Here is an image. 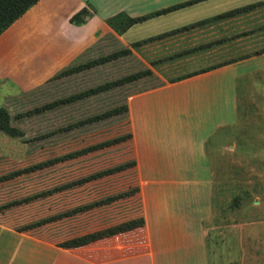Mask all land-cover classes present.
Returning <instances> with one entry per match:
<instances>
[{"label":"rangeland","instance_id":"obj_1","mask_svg":"<svg viewBox=\"0 0 264 264\" xmlns=\"http://www.w3.org/2000/svg\"><path fill=\"white\" fill-rule=\"evenodd\" d=\"M117 22L121 28L128 24L119 17L108 25L115 30ZM154 45L127 47L109 35L39 86L7 98L0 94V109L17 132L12 137L0 131V234L7 229L63 250L75 249L62 245L88 234L101 236L97 241L138 243L141 252L150 242L184 241L194 248L188 262L199 257L204 264H264V71L260 80L253 72L243 78L250 82L239 90L236 122L209 146L216 167L195 175L182 171L187 181L181 184L173 179L178 184L142 185L148 179L137 169L133 145L113 141L130 132L128 112L77 126L202 66L201 59L163 57ZM127 49V56L85 67ZM78 66L83 68L64 73ZM145 70L152 75L98 90ZM91 90L97 92L88 94ZM105 142L108 146L82 154ZM71 153L79 154L38 168ZM14 245L20 247L19 238L0 236V260L8 262ZM180 254L171 256L181 260Z\"/></svg>","mask_w":264,"mask_h":264},{"label":"crops","instance_id":"obj_2","mask_svg":"<svg viewBox=\"0 0 264 264\" xmlns=\"http://www.w3.org/2000/svg\"><path fill=\"white\" fill-rule=\"evenodd\" d=\"M114 17L142 21L113 30ZM109 35L127 47L155 44L166 58L201 59L196 74L127 102L137 169L148 179L142 185L181 184L182 171L214 169L219 161L209 146L236 122L239 90L250 82L243 78L253 72L260 80L264 71V0H39L0 35L1 96L39 86ZM1 231L20 247L0 264H177L171 255L178 251L179 263L204 264L188 262L194 248L184 241L150 242L143 252L138 243L109 240L63 250Z\"/></svg>","mask_w":264,"mask_h":264},{"label":"trees","instance_id":"obj_3","mask_svg":"<svg viewBox=\"0 0 264 264\" xmlns=\"http://www.w3.org/2000/svg\"><path fill=\"white\" fill-rule=\"evenodd\" d=\"M38 1L39 0H0V35L6 29H8L16 20H18L22 15H24L31 7H33ZM245 10H248V9H243L242 11H245ZM237 12H240V11H235L232 13H237ZM232 13H229V14H232ZM83 14H84V10H81L74 18H77ZM117 18L118 17L111 19L110 21H108V24L109 25L112 24V21L117 19ZM124 20H126L128 22V24L122 28V31L125 28L142 21V19L130 20V19H126V18H124ZM129 54H130V50H128V49L127 50H121L119 52L114 53L112 56L102 58L99 61H92L89 64H87L85 67L91 68V67L97 65L98 63H105L111 59H116V58H119L122 56H127ZM80 68H83V67H81V66L70 67L66 71H64V73L70 74L71 72L79 70ZM200 72H202V71H200ZM194 74H196V73L187 74V75L178 77L172 81H174V82L179 81L181 79L187 78V77L194 75ZM151 75H152V73L150 70L136 72L134 74L125 76L116 82H110L104 86L98 87V90L102 89L104 91H107V90L112 89L113 87L122 86L124 84H128V83L134 82L140 78L148 77ZM96 92H97V90H91L90 92H88V94L89 93L92 94V93H96ZM126 113H127V105L125 104V105L120 106V107H115V108L109 109V110H107L103 113H100L98 115H94L91 118L87 119V121L79 123L77 126L83 125V124H93V123L95 124V123H98V122H101V121H104L107 119L118 117L120 115L125 116ZM72 128H75V126L74 127H68L66 130H69ZM0 131L3 132L4 134L8 135V136H12V137L17 136V132L14 129L10 128V126L8 124V116L3 109H0ZM113 141H117V142H121V143L126 142V143L131 144V134H130L129 130L126 134L120 136L119 138L113 139ZM108 144H109L108 142L100 143L99 145H95L94 147L83 150L82 154L90 152L91 150H96V149H100L102 147L108 146ZM79 153H71V154L65 155L61 159L49 160L46 163L42 164V166L39 165L38 168L51 167L57 163L75 158V156H77V154H79ZM131 164H132V166H134V162ZM99 174L100 173L93 175L91 177H88V180L98 178L100 176ZM82 182H86V181L84 180ZM84 208H86V207H83L82 209H84ZM80 210H81V208H80ZM60 216H59L60 218L65 217L64 215H60ZM133 227H134L133 223H131L130 225L126 226V230H130ZM99 238H101V236L97 237V236L88 234L83 239L75 238V239L69 240V241H67V244H65L64 246L62 245V247L78 248V247H82V246L88 245L90 243L96 242L97 240H99Z\"/></svg>","mask_w":264,"mask_h":264}]
</instances>
